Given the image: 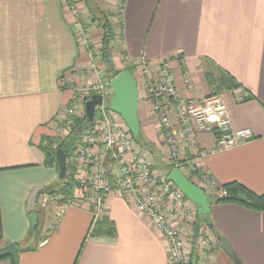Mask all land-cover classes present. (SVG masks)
Returning a JSON list of instances; mask_svg holds the SVG:
<instances>
[{
    "label": "crops",
    "instance_id": "0c3cea01",
    "mask_svg": "<svg viewBox=\"0 0 264 264\" xmlns=\"http://www.w3.org/2000/svg\"><path fill=\"white\" fill-rule=\"evenodd\" d=\"M112 1V3H109ZM114 18V62L133 65L173 57L178 91L184 97L210 95L206 72L223 71L239 85L223 91L232 130L247 129L253 138L203 160L221 186L237 182L264 193V0H96ZM82 0H0V248L17 246V262L0 264H164L166 250L151 226L121 198L105 201L103 217L114 234L92 233V211L40 200L57 190L58 173L44 165L39 145L65 114L72 90L61 84L73 74L86 78L89 55L78 40L80 26L94 44L101 30L69 15ZM182 74L194 85L189 93ZM141 100V101H140ZM138 104L144 138L164 157L161 132L148 104ZM200 148H212L211 134L197 136ZM162 158V157H161ZM43 189L40 234L35 246L28 234L26 206L31 192ZM74 190V189H73ZM75 192V191H74ZM215 264H231L219 244L226 241L239 264H264V212L235 204L212 203L208 215ZM48 225L50 227H48ZM46 226V227H45ZM51 231L43 235L44 229Z\"/></svg>",
    "mask_w": 264,
    "mask_h": 264
},
{
    "label": "built area",
    "instance_id": "2783aa9c",
    "mask_svg": "<svg viewBox=\"0 0 264 264\" xmlns=\"http://www.w3.org/2000/svg\"><path fill=\"white\" fill-rule=\"evenodd\" d=\"M68 13L79 22V11L73 5ZM82 28L80 26L78 40L87 47L89 57L98 56L99 50L88 47ZM132 67L137 75L138 96L141 91V99L148 104L161 132L164 167L178 169L208 195L225 196L222 186L203 169V160L251 140V131L231 129L227 106L221 96L184 97L177 88L173 57L157 62L141 60ZM73 76L78 77V82L83 79L86 82L82 90H77L80 95L75 93L71 97L64 116L54 121L55 135L68 134L70 118L83 116L84 104L92 96L99 97L101 103L95 107L91 125L76 149L72 194L66 197L45 195L40 200L41 208L46 209L50 204L87 207L92 211L94 222L104 215L106 199L119 197L147 221L163 242L164 264H215L216 243L208 227L198 226L196 207L166 180L167 171L159 172L154 168L150 153L136 143L122 118L108 108L112 93L109 81L97 73L86 74V78L93 80ZM182 79L186 90L194 93L192 80L184 74ZM76 86L79 87V83L72 87L76 90ZM199 134H211L214 146L200 148ZM195 226L199 229L197 237L193 238Z\"/></svg>",
    "mask_w": 264,
    "mask_h": 264
},
{
    "label": "trees",
    "instance_id": "16d2710c",
    "mask_svg": "<svg viewBox=\"0 0 264 264\" xmlns=\"http://www.w3.org/2000/svg\"><path fill=\"white\" fill-rule=\"evenodd\" d=\"M82 1L86 17H88L91 22H94V24H96L97 27L101 30L102 35L99 43V60L104 65L106 81H110L112 78H114L124 70L129 71L136 80V73L131 65L123 64L122 67L118 69L115 67V64L113 62V42L115 39V31L111 20L113 18H118V20L121 22L119 13H113L108 10L100 9L96 3V0ZM117 1L120 4L121 9L125 0ZM205 77L208 86L212 89L211 95H218L223 91H232L239 88V85L235 82V80L223 71H220L216 74L212 72H206ZM70 119L71 126L69 127V132L65 137L52 134L43 136L40 141L39 148L44 156V165L48 167H54L57 173L58 168L55 153L58 149H60L66 154V176L63 180H59L58 178L57 190L47 191L49 195L59 194L65 197L70 196L75 187L74 177L76 174V149L78 145L82 143V136L91 124L87 121L84 114L83 116L71 117ZM135 141L144 150L150 147L143 134L141 139H137ZM144 143H146V146H144ZM170 170V167H164V171L169 172ZM188 180L191 181L190 178H188ZM222 188L225 190L226 195L223 197H219L217 195L210 194V205L212 203L235 204L247 210L264 212V193L256 194L237 182L224 184L222 185ZM36 213L38 215L40 212L36 211ZM40 224V221H37V226L33 234L30 236L31 239H34L35 242L40 234ZM210 230L213 231L212 229ZM103 232H105L106 235L112 236L115 231L113 224L110 221L106 220L105 217L101 216L97 221H94L91 234H101ZM35 244L36 245L34 247H24L18 249V251L21 252L34 250L38 243L36 242ZM3 259H10L14 263L17 262V256H15L14 258L7 257Z\"/></svg>",
    "mask_w": 264,
    "mask_h": 264
},
{
    "label": "water",
    "instance_id": "95a60500",
    "mask_svg": "<svg viewBox=\"0 0 264 264\" xmlns=\"http://www.w3.org/2000/svg\"><path fill=\"white\" fill-rule=\"evenodd\" d=\"M109 87L112 94L108 101V108L117 113L129 129L132 137L137 140L142 138L141 124L138 117V87L133 75L124 70L109 81ZM101 103V99L97 96H92L84 104V114L89 123L92 122L94 109ZM146 146V143H144ZM58 168V178L63 180L66 176V154L58 149L55 153ZM166 180L171 182L183 195L196 207L198 221L203 223L209 229L212 225L208 215L210 213V196L202 189L190 182L181 171L173 169L168 172ZM43 193V189H35L31 192L26 206L29 229L28 234L31 236L37 226L38 216L35 211V205L38 197ZM198 226L194 227L193 238L197 237ZM219 247L236 263V259L230 244L222 241ZM17 254V246L14 243H8L0 248V259L11 257L14 258Z\"/></svg>",
    "mask_w": 264,
    "mask_h": 264
},
{
    "label": "rangeland",
    "instance_id": "374dc122",
    "mask_svg": "<svg viewBox=\"0 0 264 264\" xmlns=\"http://www.w3.org/2000/svg\"><path fill=\"white\" fill-rule=\"evenodd\" d=\"M115 1H117V0H115ZM109 3H112V1H110ZM74 7H76L77 8V6H74ZM120 9V4L118 5V10ZM116 13H119V11H116ZM79 15H80V19L82 18V16L84 17V18H86L85 20H82L81 19V22L83 23V24H85L86 23V25H92V23H94V22H91L90 21V19L88 18V17H86V13H85V10H84V6H83V8H82V16H81V12L79 11ZM117 20H118V18H117ZM111 22H112V24H113V27H114V31H115V29H116V26H114L115 24H114V18L111 20ZM93 25H95V29H97L98 27H97V25L96 24H93ZM85 35H86V38H87V45H88V47L90 48V49H93V50H99V43H100V39L98 40L99 41V43L98 44H94V43H92L91 42V40H90V38H88V35H87V32L85 33ZM85 49L87 48V47H84ZM87 50V49H86ZM88 53V52H87ZM100 58H99V51H98V56H91V57H89V60H90V65L88 66V68L87 69H85L84 70V73H86V74H89V73H91V74H93V73H97V74H99L100 76H102L103 77V79L104 80H106L105 79V71H104V65L100 62V60H99ZM113 62H114V60H113ZM114 64H115V67L116 68H118V69H120L121 67H122V65L123 64H119V62L118 61H116V62H114ZM90 76V75H89ZM136 78H137V75H136ZM78 77L77 76H73V77H71V78H67L66 80L65 79H63L62 81H61V84L64 86V87H68V88H70L71 90H72V96L76 93V94H78L77 93V90H82V87H83V85H84V83L86 82V81H84L83 82V80H80L79 82H78ZM86 79H90V78H86ZM90 80H93L92 78L90 79ZM89 81V80H88ZM77 83H79V87L78 86H76L77 87V89L75 90L74 89V87H72L73 85H75V84H77ZM112 94V93H111ZM78 95H80V94H78ZM141 97H142V93H141V91L139 92V96H138V99L140 100L141 99ZM141 101V100H140ZM149 148L148 149H146L145 151H148V152H150V155L152 156V160H153V164L155 165V168L159 171V172H163L164 171V163H165V159H164V157H163V155L159 152V151H157V150H155V148H154V146L151 144V143H149ZM162 157V158H161ZM70 161V160H69ZM71 163V162H70ZM46 227V226H45ZM48 227H50L49 225H48ZM48 229V228H47ZM46 228L42 231V233H43V235H45V234H49L51 231H49V230H47ZM32 242L31 243H34L35 241H34V239H32L31 240ZM220 251L224 254L225 252L222 250V249H220ZM226 254V253H225ZM227 255V254H226ZM227 257H228V259H230V263L231 264H236L228 255H227Z\"/></svg>",
    "mask_w": 264,
    "mask_h": 264
},
{
    "label": "flooded vegetation",
    "instance_id": "af4514ba",
    "mask_svg": "<svg viewBox=\"0 0 264 264\" xmlns=\"http://www.w3.org/2000/svg\"><path fill=\"white\" fill-rule=\"evenodd\" d=\"M135 81H136V80H135ZM136 83H137V81H136ZM137 87H138V84H137ZM197 224H199L198 226H200V225L203 224V223L199 222V221H198V218H197Z\"/></svg>",
    "mask_w": 264,
    "mask_h": 264
}]
</instances>
